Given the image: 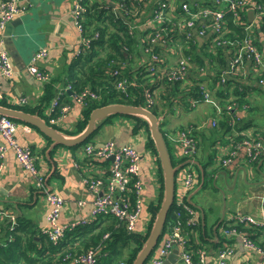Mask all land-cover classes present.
Wrapping results in <instances>:
<instances>
[{"label":"crops","instance_id":"0c3cea01","mask_svg":"<svg viewBox=\"0 0 264 264\" xmlns=\"http://www.w3.org/2000/svg\"><path fill=\"white\" fill-rule=\"evenodd\" d=\"M28 1L29 6L26 12L15 16L3 28H0V50L2 48L7 50L14 66V73L11 77H0V89L3 95L0 105L35 115L46 122L45 111L49 109L53 96H56L59 89L65 86L68 72L74 71L85 58L84 55L77 56L75 54L80 45V35L72 15V0ZM144 1L146 0H141L140 5L144 6ZM1 2L2 0H0V4ZM117 2V0H88L89 10L86 9L85 27L89 30L90 25L87 24L93 21L92 25L97 22L107 25V32L109 30L115 31L107 16L114 14L115 18L123 17L122 10H120V15L115 13ZM150 9V5L145 6L144 14L139 15L134 21H144L150 15ZM246 12L249 16L253 10L247 9ZM114 17L111 18L112 22L116 21ZM15 19L16 23L14 24L12 21ZM123 21L127 22L128 19L123 17ZM256 25L259 27L260 23ZM135 30L140 32L139 28ZM209 36L210 32L203 37H198L199 48L197 47V51L200 54L205 49L201 46L208 41ZM164 46V44H160L158 48ZM41 49H46V55L38 60L36 65L48 72L50 76L48 81L37 80L28 70L32 56ZM100 52L101 54L105 53L104 50H100ZM217 53H223L224 63L227 62L228 51L219 49ZM262 53L264 55V47ZM164 54L169 62L175 61V54L169 51H165ZM147 58L148 54L146 53L143 55L132 54L125 61L120 62V66L123 68V72L132 75L138 69L145 68ZM199 65L197 64L196 68L191 71V77L194 81L196 76L201 77L198 74ZM202 66L212 69L210 75H206L205 78L213 79L212 71L217 68L216 63L206 62ZM248 66L249 63L246 62L244 74L241 77L230 78L226 89L220 92L225 91L224 95L218 94L220 97L211 101H202L193 107L189 106L186 97L183 100L180 99V91L173 92L174 86L167 82L163 83L165 86H163L162 93L154 92L155 103L153 107L156 106L158 110L159 125L164 124V133L184 126H191L194 131L197 142L195 155L198 176L188 194L190 204L195 212V225L193 226L195 233H193V238L189 234V242L195 245L198 251L204 250L206 252L203 259L204 264H264L263 255L240 244L235 235L225 236L223 233V228L228 225L227 222H231L229 218L238 213L264 221V155L250 163L247 160L244 147L240 146L234 149L233 162L229 166H220L217 164L215 156L229 145L227 141L229 130L221 129L219 122H217V126L210 124V119L215 115V111H218V108L221 110L229 100L233 99L238 105L235 115L238 119L237 126L239 129H256L264 137V88L255 85L250 80ZM109 74V71L106 70L105 75ZM152 81L155 83L152 84L154 88L156 85L162 84L160 78H153ZM48 86H51L49 92L47 91ZM178 87L179 89L184 88L181 85ZM241 95L243 96L242 99L239 98ZM22 98L25 99V103L18 104L17 102ZM65 100L68 102L69 109L63 116L61 124L55 125V128L63 135L70 137L68 133L73 132L77 123L83 118L84 106L73 100L70 91ZM39 111H43L42 116L39 115ZM198 114H201L202 118ZM227 116L226 114L225 117ZM259 118L260 123H258ZM18 125L15 133L18 142L32 148L36 157V165L45 177V184L64 199L59 222L64 224L80 216H87L91 210L90 200L93 194L82 184L83 174L98 175L102 171L106 173L109 166L108 162L99 160V163H92L94 166L88 165L97 159L85 155L84 145L76 147L54 145L34 126L20 120H18ZM25 126L29 128L28 131ZM133 126L119 125L113 120L107 121L98 130L91 143L99 144L108 139H113L117 144H133L142 154H146L151 149V146L148 145L149 132L144 126L134 132ZM140 129L143 132H140ZM145 131L148 133L147 139L141 135ZM134 135L140 139V142L133 139ZM0 143H3L1 136ZM169 145L175 157L173 160L180 162L181 146L175 143L173 145L169 143ZM240 173L242 174L241 179L243 178L246 183L244 188L236 190V182ZM206 176L214 178L215 180L211 182L215 184L216 181H219V188L214 185L217 192L230 191L225 194L223 200L228 198L231 204L229 202L226 207H219L209 194L201 197V201L204 203L203 207L193 199L194 195L205 186ZM142 179L144 182V202L139 223L145 222V230L147 229L146 232H148L147 223L151 217L150 206L156 204L160 189L157 193L155 185L151 181L150 168L147 163L142 166ZM199 186L201 187L197 190ZM158 187L159 183L156 188ZM80 199L87 200L86 205L80 206L78 203ZM0 207H3L8 213L15 214L18 222H27L29 226L36 225L39 231L46 222L47 205L45 200L41 192L35 187L33 178L24 170L12 151L6 153L0 172ZM5 222L3 221L0 225V237L5 234L4 227L6 228L5 225L7 224ZM241 230L244 231L242 232L243 235L246 233L247 237L260 245H264V229L241 224ZM225 241L232 244L233 251L220 261L218 250L224 247ZM174 249L177 252V258L172 264H184L179 254V247L175 246L172 250ZM168 254L163 257L162 261L166 259ZM21 262L23 263V261Z\"/></svg>","mask_w":264,"mask_h":264},{"label":"built area","instance_id":"2783aa9c","mask_svg":"<svg viewBox=\"0 0 264 264\" xmlns=\"http://www.w3.org/2000/svg\"><path fill=\"white\" fill-rule=\"evenodd\" d=\"M115 13L120 15L123 11V17L130 19L131 15H136V4L140 5L141 0H117ZM188 2H179L175 0H152L150 4V15L143 22H135L133 27L145 29L150 27V31L144 36V51L147 53L148 61L145 63L139 73L154 71V78H166L170 84H179L184 88L197 86L199 96L187 94L186 98L189 106H196L202 101H211L220 97L218 94L228 85L230 78L237 79L244 74L245 63H249L248 77L257 86L264 88V55L256 45L257 33L255 28L257 23L264 24V7L257 0H213L211 5L199 6L191 0ZM130 4V5H128ZM28 0H2L0 4V28H3L11 19L27 11ZM86 7L83 0H72V15L74 23L80 35V45L76 51L77 56L85 55L94 44L100 39V32H87L85 28ZM247 9L253 10V18L247 15ZM231 13L234 21L245 31L243 37L232 33L225 20V15ZM135 19V18H134ZM133 19V20H134ZM137 24V25H136ZM143 26V27H140ZM210 32L206 46L210 52L216 53V49H225L229 53L227 62L223 66L214 68L212 71L213 79H206L211 70L207 67L198 66V72L201 75L196 76L194 81L191 77V71L196 68L193 64L194 59L186 55L185 47H192L195 39L203 37ZM164 44L161 52L155 51L158 45ZM169 51L175 54V61L169 62L164 52ZM46 55V49H41L34 53L31 58L28 70L37 80L48 81L50 76L48 72L37 67L36 62ZM109 75L115 81L116 88L122 93H126L127 88L134 85V79H128L123 73V68H110ZM14 73V66L7 50H0V77L9 78ZM158 73V74H157ZM121 78V79H120ZM206 81H209L208 83ZM168 83V84H169ZM145 92L146 101L152 106L155 103V88ZM71 90L70 85L61 87L56 96L52 99L46 115L51 125H59L69 109L68 105L62 107V113L53 116V110L60 106V100L65 91ZM72 94V93H71ZM152 95V97H151ZM224 95V94H223ZM74 101L85 106L92 101L99 100L97 92L89 87L81 92L72 94ZM3 95L0 89V101ZM18 104H24L25 99H20ZM238 105L233 99L229 100L221 110L215 111V115L210 119L212 126H217V122L227 114V125L230 127L227 133L228 146L215 156L217 164L222 167L229 166L233 162L235 154L234 149L240 146L244 147L247 160L252 163L264 155V137L256 129H239L235 111ZM18 122L13 118L0 113V136L3 143H0V172L4 164V157L8 151H12L14 157L18 160L24 170L33 178L35 187L41 192L47 205L45 214V224L41 227L40 233L45 235L52 243H58L66 233L76 227L87 225L95 221L100 215H113L119 222L116 227L123 228L128 233H145L146 223H139L143 208L144 182L142 179V166L147 163L149 168H159L158 155L155 151L149 149L146 154H142L133 144H117L113 139H108L102 143L94 144L88 142L84 145V153L87 157L100 161H107L109 166L107 172L95 175L84 173L82 184L93 194L91 210L87 216H80L67 223H60L64 199L63 197L48 188L45 184L41 170L35 162V155L29 145L19 143L15 133L18 128ZM28 131L29 128L25 126ZM143 132V130H139ZM165 136L172 145L178 144L182 148L179 158L185 157L180 161L174 178L173 194V215L164 225V233L161 236L156 247L151 251L144 264H160L165 255H167L175 246L179 247V254L184 264H204L203 259L206 256L204 250L195 251L190 244V236L195 233L193 226L194 209L190 204L188 194L194 186L198 169L196 168L197 142L194 131L191 127L184 129H175ZM227 152V154H224ZM88 165H93L92 163ZM151 180L154 179L150 176ZM133 197V199L131 198ZM79 205L84 206L87 200L80 199ZM183 213V218L181 217ZM231 222L223 228L225 236L235 235L239 243L243 246L257 251L264 256V245L256 243L253 239L242 234L237 224H248L260 229H264V221L255 219L246 214H236L229 218ZM3 221L9 223L10 231L17 227V216L8 213L3 207H0V225ZM234 225L233 227H231ZM147 233V232H146ZM145 233V234H146ZM144 234V235H145ZM10 237V236H8ZM103 238H110V232H105ZM6 239V237H5ZM4 239V240H5ZM3 240V241H4ZM11 240L8 238L6 242ZM233 251L231 243L224 242V247L218 250V259L222 261ZM99 250L96 247H90L77 253H66L63 257L70 264H99ZM196 255V257H195ZM117 264H127L125 260H119Z\"/></svg>","mask_w":264,"mask_h":264},{"label":"trees","instance_id":"16d2710c","mask_svg":"<svg viewBox=\"0 0 264 264\" xmlns=\"http://www.w3.org/2000/svg\"><path fill=\"white\" fill-rule=\"evenodd\" d=\"M151 2V0H146ZM178 5L179 2H188L192 4L191 0H175ZM260 1L262 6L264 7V0ZM199 6H208L211 5L213 0H196L195 1ZM83 4L89 10L88 0H83ZM141 6H143L141 4ZM114 15V14H113ZM113 15H108L109 22L112 26H114L115 31L107 32V25L101 23H94L93 21L88 22L87 25H90L89 30L86 28L87 32H100V39L94 42L91 46V49L84 55V60L82 63L74 70L68 72L67 82L66 84L70 85V91L72 94L81 92L82 90L89 87L92 91L97 92L99 95V100L92 101L84 106L83 108V118L77 123L76 129L73 132L68 133L69 136H74L83 131L86 127L89 114L92 109L104 106L107 104H127L137 107H144L149 109L154 113V115L158 118V110L156 106H151L145 97V92L151 90L150 87H153L152 84H155L152 80H149L144 74L139 73L142 69H138L134 74L128 75L125 71V77L128 79H134V85L127 88L126 93H122L115 86V79L110 75H105V71L110 68H118L120 66V62L125 61L129 55L132 56L133 51L136 52L138 46H142L143 54L144 51V36L150 31V27L144 26L145 29H140V32H136L133 28L135 21L128 19L127 22L123 21V17L115 18ZM115 18L116 21L112 22L111 18ZM98 20V19H97ZM225 20L229 27L230 33H232L243 37L245 35V31L239 27L234 21L233 15L231 13H227L225 15ZM99 21V20H98ZM143 22V21H141ZM140 22V23H141ZM92 25V26H91ZM257 33L256 45L260 51L264 47V24H260L259 27L255 28ZM143 35V36H142ZM124 46L127 49H124ZM200 46V45H199ZM97 47V48H96ZM198 40L195 39V44L190 47H185L186 55L190 56L191 59L198 62L200 65L206 62H214L217 67H221L224 65V56L223 53L210 52L209 48L206 45H202L204 47V51L200 54L197 49ZM100 50H104L105 53L101 54ZM162 48H158L155 51L161 52ZM119 63V65H118ZM146 63V61H145ZM203 67V66H202ZM121 79V78H120ZM160 82L163 84L165 82L169 83L166 78H160ZM65 84V85H66ZM170 84V83H169ZM174 86L172 89L173 92L180 91L181 98L184 99L187 94L199 96V89L197 86L182 88L179 89V84H171ZM51 86L47 87V91L49 92ZM186 91V92H183ZM183 92V93H182ZM220 92L221 89H220ZM69 91H65L64 95L60 100V106L56 107L53 110V116L60 115L62 111V107L68 105V102L65 100V97L68 95ZM239 93V92H238ZM55 95L53 96V98ZM152 97V95H151ZM242 95L239 97L242 99ZM155 98V97H154ZM69 106V105H68ZM43 111H39V115L42 116ZM46 114V111H45ZM115 115V114H112ZM112 115H109L105 120L102 121L101 124L105 123L109 120ZM130 115V114H127ZM135 119V124L133 126V131L137 132V130L144 126L148 128V120L141 115L131 114ZM49 116L46 117V123L55 128V126L51 125L48 121ZM16 120V119H14ZM227 117H224L220 120L219 126L221 129L230 130V127L227 125ZM18 122V120H16ZM242 126V125H240ZM101 125H98L97 128L93 131V133L82 143L67 145V146H81L85 145L88 142L93 141V137L98 132V129ZM158 127L163 135V139L166 144V136L165 133L161 130L158 120ZM191 126H184L177 129H184ZM57 129V128H56ZM43 134V133H42ZM45 136V135H44ZM67 136V135H66ZM47 137V136H45ZM50 142H54L51 138L47 137ZM148 145L151 146L156 152L154 142L150 136L148 137ZM167 146V144H166ZM170 161L172 167L176 170L180 162H176L171 158V154L169 148L167 146ZM157 153V152H156ZM185 160V157L180 159V161ZM99 163V160L92 161L91 163ZM158 167H159V198L156 204H151V218L149 222L148 232L145 235H142L140 232L136 233H128L121 227H116L115 225L119 222V220L113 215H100L95 221L84 225L76 227L70 231H68L65 237L60 240L58 243H52L49 239L40 233L39 228L36 225L29 226L27 222H18L17 227L10 231L8 229L9 223H7L4 227L5 234L0 237V264H20L23 261V264H70L66 260L63 259L66 253H77L83 250H87L90 247H96L99 250L98 253V263L99 264H117L119 260H125L127 264H132L137 254L141 250L144 245L146 238L151 229L152 223L155 219L156 213L160 207V203L163 198V174L160 165V161L158 158ZM133 199V197L131 196ZM173 201L171 207L167 213V218L172 219L175 215H173ZM181 217L183 218V213H181ZM167 220V219H166ZM238 229H241V224H237ZM164 227L161 231L159 239L156 243L158 244L161 236L163 235ZM200 232V230H198ZM105 232H110V238L104 239L103 234ZM1 234V227H0ZM11 240L6 242L8 238ZM6 237V239H5ZM191 238H193L191 236ZM5 239V240H4ZM4 240V241H3ZM154 246V248L156 247ZM195 251L197 247L192 245ZM153 248V249H154ZM152 249V250H153ZM125 250V251H124ZM126 253V254H123ZM151 253V252H150ZM126 255V256H124ZM147 260V259H146Z\"/></svg>","mask_w":264,"mask_h":264},{"label":"water","instance_id":"95a60500","mask_svg":"<svg viewBox=\"0 0 264 264\" xmlns=\"http://www.w3.org/2000/svg\"><path fill=\"white\" fill-rule=\"evenodd\" d=\"M249 16L250 18H252L253 13L250 12ZM12 23L15 24L16 19L13 20ZM0 113L34 126L41 133H43V135L51 138L54 141V145L61 144L66 146L79 144L85 141L93 133V131L97 128L98 125H101V127H103L104 123L101 124L102 121L112 114H138L144 116L148 120L149 136L154 142L155 149L160 161L163 174L164 189L160 207L156 213L155 219L152 223L146 241L139 253L137 254L136 258L132 262V264H144L150 252L156 245L161 231L165 225L167 213L173 201L175 178L174 176L176 170L174 167H172L167 146L163 139V135L158 127V118L154 115V113L144 107H137L127 104L115 103L99 106L91 110L86 127L83 129V131L77 135L70 137L63 135L56 128L44 122L41 118L26 113L24 111L6 108L0 105ZM176 258V250H171V252L168 254L166 259L162 261L161 264H172L175 262Z\"/></svg>","mask_w":264,"mask_h":264},{"label":"rangeland","instance_id":"374dc122","mask_svg":"<svg viewBox=\"0 0 264 264\" xmlns=\"http://www.w3.org/2000/svg\"><path fill=\"white\" fill-rule=\"evenodd\" d=\"M151 3L150 2H147V1H144V6H141V5H137L136 4V7H137V10H136V15H131L130 16V20H133L134 18H137L139 15H143L144 14V7L145 6H147V5H150ZM128 5H130V4H128ZM134 21V20H133ZM137 25V24H136ZM138 25H139V22H138ZM134 29H136V28H139L138 26L137 27H133ZM203 45H206V43L205 44H203ZM124 49L126 50L127 49V47L126 46H124ZM217 50H219V48H217L216 49V51ZM133 53L134 54H137V55H143V49H142V46H138V49L136 50V52H134L133 51ZM147 54V53H146ZM149 56V55H148ZM148 59V58H147ZM148 61V60H147ZM142 63V62H141ZM193 64H194V66H196L197 64H199L198 62H196V61H194L193 62ZM200 66H202V65H200ZM156 73L154 72V71H152V72H148V73H145V76L146 77H148V79L149 80H153V78H154V75H155ZM158 74V73H157ZM199 74V73H198ZM163 86H165V85H163V84H159V85H156L155 86V93H162L163 92ZM199 115V117L200 118H202V115L201 114H198ZM160 116V115H159ZM111 120H113V121H115V122H118L119 123V125H134L135 124V119L132 117V116H130V115H127V114H115V115H112V117H110L109 118V120L108 121H111ZM107 122V121H106ZM258 123H260V118L258 119ZM160 127H161V130L163 131V133L165 132V127H164V124H161L160 125ZM260 127V126H259ZM141 135L143 136V138L144 139H147V136H148V133H147V131H145L144 133H141ZM94 138V137H93ZM133 139L134 140H136V142H140V139H138V137L136 136V135H134L133 136ZM166 139V144H167V146H168V148H169V151H170V153H171V158L172 159H175V157L173 156V153H172V149H171V146L169 145V141L167 140V138H165ZM151 149H152V147H151ZM153 151H154V149H153ZM156 164L158 165V162H156ZM196 168H197V165H196ZM150 176L152 177V178H154V179H152L151 181H152V183H154V187H155V189H156V192L158 193L159 192V187L158 188H156L157 186H158V177H159V168H157V169H154V168H150ZM241 177H242V174L240 173L239 174V177L237 178V182H236V190H239V189H242V188H244V186H245V183H246V181L242 178L241 179ZM215 179L214 178H212V177H210V176H206V184H205V186L196 194V195H194V197H193V199L195 200V201H197L198 202V204H200V206L201 207H203V202L201 201V197L203 196V195H205V194H209L210 196H212L211 198H212V200H214L215 202H217V204H218V206L219 207H226V205L227 204H229V202H230V204H231V201H230V199H228V198H226L225 200H223V197L225 196V194H227L228 192H230L229 190H226L227 192H225L224 193V191L222 192V193H219V192H217V190L214 188V185H216L218 188H219V181H216V184L215 183H213V182H211V181H214ZM157 185V186H156ZM201 186H199L198 188H197V190L200 188ZM220 191H222V190H220ZM157 203V202H156ZM204 210L205 211H207L205 208H204ZM151 218V217H150ZM150 218H149V220H148V223H147V228H148V225H149V221H150ZM167 221H168V218H167V220H166V223H167ZM146 226V225H145ZM145 231V233H146V231H147V229L146 230H144ZM145 233H141L142 235H144ZM125 251V250H124ZM123 254H126V253H123ZM124 256H126V255H124ZM23 264V263H22Z\"/></svg>","mask_w":264,"mask_h":264},{"label":"clouds","instance_id":"9594fccd","mask_svg":"<svg viewBox=\"0 0 264 264\" xmlns=\"http://www.w3.org/2000/svg\"><path fill=\"white\" fill-rule=\"evenodd\" d=\"M70 91V90H69ZM67 92V91H66ZM72 93V92H71ZM147 234V233H146Z\"/></svg>","mask_w":264,"mask_h":264}]
</instances>
